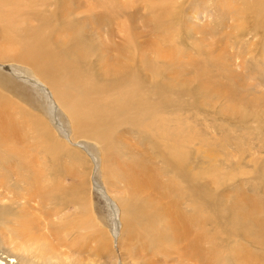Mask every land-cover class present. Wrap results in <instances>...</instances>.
<instances>
[{
  "label": "rangeland",
  "instance_id": "rangeland-1",
  "mask_svg": "<svg viewBox=\"0 0 264 264\" xmlns=\"http://www.w3.org/2000/svg\"><path fill=\"white\" fill-rule=\"evenodd\" d=\"M229 1L219 6L210 0H175L176 8L187 3L180 7L184 21H177L178 15L173 19L163 0L0 2L4 264H178L172 252L190 251L188 241L196 233L177 223L185 226L190 239L164 245L162 255L146 251L150 239L145 230L154 214L167 217L166 225H171L180 215L199 209V203L190 201L188 185H205L215 201L207 208V263L256 264L239 260L238 250L249 241L235 230L227 231L228 224L218 217L230 212L234 220L264 203V132L260 123H247L237 111L247 105L260 109L264 117V49L251 55L259 38L244 40L234 30L242 21L237 11L228 10L239 4ZM97 17L101 20L92 23ZM157 18L165 23L159 29ZM72 23L87 30L100 23L88 31L108 51L110 63L141 66L134 71L141 76L143 94L150 97L161 90L166 96L152 112L141 115L138 126L123 120L112 123L113 140L103 144L92 132L78 131L55 95L54 116L95 157L94 174L88 155L54 128L48 93L28 81L40 74L21 59L35 32L68 46L66 26ZM100 74L107 85L115 77L104 70ZM110 96L105 94V99ZM133 158L147 169H158L155 187L123 174ZM172 159L181 161L186 181L176 179ZM93 182L102 191L93 189ZM107 194L118 204L119 216ZM118 218L121 236L114 241ZM10 259L15 263H7Z\"/></svg>",
  "mask_w": 264,
  "mask_h": 264
},
{
  "label": "bare ground",
  "instance_id": "bare-ground-1",
  "mask_svg": "<svg viewBox=\"0 0 264 264\" xmlns=\"http://www.w3.org/2000/svg\"><path fill=\"white\" fill-rule=\"evenodd\" d=\"M6 1L13 3L15 0H0V2ZM163 1L172 12L173 19L178 15L177 21H184V18H182L183 12L180 7L184 8L190 0H187L186 4H180L178 6L179 10L178 7L176 8L175 0ZM210 1L220 6L223 0ZM233 1L232 3L239 4V8L232 6L228 10L237 11L242 21L239 26H235L234 30L241 33L239 36L244 40L251 37H253L252 39L259 38L258 44L250 52L252 56H255L254 53L260 47L264 49V0ZM226 4L228 5L227 2ZM194 13L198 12L195 11ZM232 15L234 14L232 13ZM98 20H101V18H94L92 23ZM164 24L160 19H156L155 26L158 29ZM99 25L100 23L88 28V30L90 31L95 27H99ZM66 27H68V46L57 45L49 36H43L35 32L34 34L37 35H34L32 41L28 42V46L25 47L21 59L35 66L40 74L39 78L36 76L34 77L35 79H28V81L32 82L34 86L41 89L45 94L48 93V102L52 103L49 112L54 128L56 126L57 130L72 146H78L88 155L93 165L92 173L94 174L97 170V160L95 157L89 154L86 146L80 145V142L74 140L72 138L73 135H69L54 116L55 95L72 116L78 131L87 130L92 132L103 144H110L113 140L111 133L112 123L123 120L134 126H138L141 122V115L144 112H152L156 103L166 98V96L161 90H156L150 97H146L143 94L146 90L142 89L141 76L134 71L135 68L142 70V67L138 65L135 68H131L126 66V64L122 66L111 64V57L108 55V51L105 50V47L98 45L97 39L89 33L86 26L72 23ZM100 70H104L110 73L111 76H115L110 85L103 83ZM10 72L14 73V70L10 69ZM18 75L22 78L25 76L20 73ZM51 89L54 90L55 94ZM107 93L111 94L109 99H105V94ZM1 107L6 110L3 105ZM248 107L246 105L244 109L242 104L240 108L237 107L239 115L244 114L247 123H260V132H264V119H262V114L259 113L260 109L256 112V108ZM132 110L136 111L135 115L131 114ZM110 116L113 117V120H110ZM175 162L176 179L180 182L186 181L187 175L180 167L181 161L179 159H172L169 163L173 164ZM157 170L156 168L147 169L139 160L133 158L126 163L123 174L132 176L134 182L143 180L144 182H148L149 186L155 187V181L158 179L156 176ZM0 180L2 181L1 178ZM92 187L95 190L102 191L95 182L92 183ZM199 188L200 185L187 186V190L190 192L188 195L190 196L191 203L197 202L200 206L198 210H192L180 215L178 217L180 221L166 225L168 221L167 217L160 214H154L150 217L145 230L148 233L147 238L150 239V242L144 246L146 251L152 252L153 250L156 253L157 250L162 254L164 252V245L170 243L175 245L183 239L189 240L190 234L185 232V226L181 228L177 225V223L182 221L187 225L188 231L195 232L196 235L188 241L190 251L182 253L180 251L172 252L171 250L172 254H177L178 264H208L206 261L207 208L211 210L212 203L215 201L209 198L205 185L201 189ZM107 195L112 209L119 216L120 208L118 204L109 194ZM195 195L197 196L194 198ZM131 214L135 216L134 211H131ZM218 217L228 224L227 231L235 230L239 233L240 238L249 241V247H242L241 250H238L237 256L239 260L243 262L252 259L256 264H262V261H264V203H258L250 213L242 212L234 220L231 219L232 213L230 212H222ZM26 225L24 223L21 227L25 230ZM121 230L122 223L120 218H118L113 234L114 241L119 240ZM225 235L229 236L227 232ZM224 243L229 245L231 241L228 239ZM165 257H167L166 254ZM3 259L5 258H2V255H0V264H4ZM7 263H15V260L10 259Z\"/></svg>",
  "mask_w": 264,
  "mask_h": 264
}]
</instances>
